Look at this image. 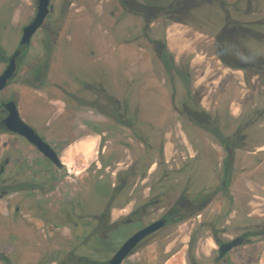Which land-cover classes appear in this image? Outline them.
Here are the masks:
<instances>
[{"label":"flooded vegetation","instance_id":"1","mask_svg":"<svg viewBox=\"0 0 264 264\" xmlns=\"http://www.w3.org/2000/svg\"><path fill=\"white\" fill-rule=\"evenodd\" d=\"M38 5L0 0V264H261L264 0H48L22 43ZM93 22L126 82L57 72Z\"/></svg>","mask_w":264,"mask_h":264},{"label":"rangeland","instance_id":"2","mask_svg":"<svg viewBox=\"0 0 264 264\" xmlns=\"http://www.w3.org/2000/svg\"><path fill=\"white\" fill-rule=\"evenodd\" d=\"M61 47L59 49V57L57 61V72L65 74L68 70L87 69L96 70L100 67L107 68L111 74L112 80L120 82L128 79L129 75H125L122 79L120 72L122 67L129 66L127 59L121 60L116 52L109 51L110 56H107L105 50V39L103 32L97 28V22H93L89 32L85 33L79 27H65L60 36ZM193 69L199 68L195 71L197 73V83H206L205 79L215 78L216 68L214 63H210L211 59L202 56L193 57ZM126 82V81H125ZM155 84V83H154ZM149 99H153L151 103L155 107V91L149 94ZM155 109V108H154ZM155 114V110H154ZM92 150V148L90 149ZM183 251V250H182ZM181 252V256H182ZM261 264H264V260Z\"/></svg>","mask_w":264,"mask_h":264},{"label":"water","instance_id":"3","mask_svg":"<svg viewBox=\"0 0 264 264\" xmlns=\"http://www.w3.org/2000/svg\"><path fill=\"white\" fill-rule=\"evenodd\" d=\"M47 4H48V0H39L37 16L34 19V21L24 29L23 39L21 41L22 43L23 42H27L29 40L30 35L39 26L44 14L47 11ZM13 65H14V63H13V60H12L10 62V64H9L8 71L1 78L2 81L9 74V72L12 69ZM125 252H126V249H124V251L121 252V254L119 255L118 258L122 257L125 254Z\"/></svg>","mask_w":264,"mask_h":264}]
</instances>
